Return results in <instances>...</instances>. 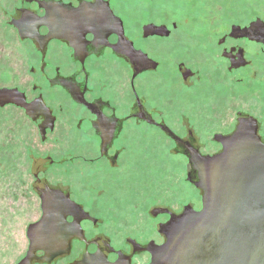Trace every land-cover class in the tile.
<instances>
[{
	"label": "flooded vegetation",
	"instance_id": "1",
	"mask_svg": "<svg viewBox=\"0 0 264 264\" xmlns=\"http://www.w3.org/2000/svg\"><path fill=\"white\" fill-rule=\"evenodd\" d=\"M0 15L25 67L0 84L17 89L22 102L0 101L8 146L0 179L10 203L27 207L16 216L13 207L0 209V264H91L86 257L151 264L148 248L167 240L161 226L187 207L203 208L192 167L187 179L201 191V205L155 206L153 218L163 217L157 238L117 242L111 212L140 193L143 170L156 176L148 163L158 147L176 146L190 163L188 146L217 154L223 143L216 136L241 126L264 144V0H0ZM17 123L22 149L14 145ZM207 124L217 130L214 152L193 139ZM48 201L72 206L70 245L51 258L44 248L32 251L28 235Z\"/></svg>",
	"mask_w": 264,
	"mask_h": 264
},
{
	"label": "water",
	"instance_id": "2",
	"mask_svg": "<svg viewBox=\"0 0 264 264\" xmlns=\"http://www.w3.org/2000/svg\"><path fill=\"white\" fill-rule=\"evenodd\" d=\"M44 21L46 18L37 19L38 24ZM5 22L0 15V84L11 71L19 74L25 68L18 55L22 47L15 34L6 32ZM11 23L19 28L22 37H26L22 21ZM19 97L17 89L0 88L2 103L16 101L21 104ZM5 115L6 110L0 111V160L4 163L0 165V171L6 165L8 154L6 124L1 120ZM180 116L179 121L188 125L189 121ZM204 116L207 120L210 115ZM22 125L17 123L14 129V145H20L17 148L21 149L25 138ZM207 125L193 130V139L203 151L214 152L218 147L209 142L217 130ZM176 131L187 134V131ZM163 138L159 134L158 139ZM216 138L223 143V150L214 155H202L188 146L191 164L176 146L158 147L155 161L148 163L157 168L156 176L151 178V170H143L140 193L127 194V206L111 212L118 223L112 226L118 232V243L128 237L157 238V222L163 217L153 218L150 210L155 206L166 205L179 211L188 203L194 207L201 205V191L187 179L193 167L198 174L195 184L203 191V208L198 211L187 207L182 214L172 215L171 220L161 226L160 231L167 240L162 245H150L151 264H264V144L255 132L243 131L242 126L234 135H217ZM145 165L146 162L143 169ZM3 170L5 172L6 168ZM6 181L0 179V209L13 207L16 216L27 207L24 200L15 199L13 205L10 203L12 197L5 191ZM70 204L44 203V216L29 227L32 251L44 248L51 258L69 247L72 235L65 216ZM161 211L164 210L156 209L153 214ZM19 227L22 229L20 222L16 223V228ZM83 263L110 264L92 263L89 257Z\"/></svg>",
	"mask_w": 264,
	"mask_h": 264
}]
</instances>
